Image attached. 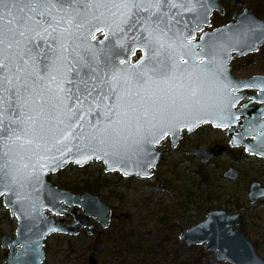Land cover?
<instances>
[{"label":"snow or ice","instance_id":"1","mask_svg":"<svg viewBox=\"0 0 264 264\" xmlns=\"http://www.w3.org/2000/svg\"><path fill=\"white\" fill-rule=\"evenodd\" d=\"M197 4L208 11L200 0H0V186L8 202L24 199L16 189L40 183L68 154L147 167L150 147L168 135L209 117L233 128L240 98L226 82V52L205 42L207 33L194 43L202 28L184 17Z\"/></svg>","mask_w":264,"mask_h":264},{"label":"rangeland","instance_id":"2","mask_svg":"<svg viewBox=\"0 0 264 264\" xmlns=\"http://www.w3.org/2000/svg\"><path fill=\"white\" fill-rule=\"evenodd\" d=\"M219 2L225 11L223 14L215 12L211 25L205 30L228 23L246 7L264 18V0H244L242 6H236L234 0ZM138 57L139 53L134 60ZM230 64L236 77L264 75V45L256 53L234 56ZM230 139L226 130L210 124L191 134L185 132L174 151L162 155L154 175L149 178L107 173L102 162L82 168L71 163L66 169L50 174L49 181L62 189H65L64 183L104 179L108 185L99 191L88 190L110 205L112 219L109 227L104 228L92 218L95 225L91 235L87 233V227L75 236L52 234L43 247L44 264H89L90 256H94L98 264H229L217 263L216 251H205L204 244L188 246L180 238L182 232L203 221L207 213L215 209H224L228 213L242 211L239 228L264 257V199L251 204L247 196L253 181H260L264 186V158L249 155L243 147H230ZM164 144V148H171L169 138ZM214 145H224L227 151L210 163L187 155L195 147ZM229 166L240 172L235 181L223 176ZM52 217L55 221L60 218ZM63 218L66 223L74 220L69 211ZM17 225L16 217L9 213L1 197L0 242L5 234L15 237ZM7 252V247L0 246V264H7Z\"/></svg>","mask_w":264,"mask_h":264},{"label":"water","instance_id":"3","mask_svg":"<svg viewBox=\"0 0 264 264\" xmlns=\"http://www.w3.org/2000/svg\"><path fill=\"white\" fill-rule=\"evenodd\" d=\"M208 11L196 5V11L184 13V17L189 22V27L194 28L196 23L200 24L202 31H196L194 35L196 40L194 43H201L198 34L208 35L205 42L215 43L226 52L222 56L224 60L225 75L230 86L237 88L236 95L240 98L236 106L232 108V112L240 117L231 130H227L230 136V146L232 148L244 147L245 151L259 158H264V75H255L250 78H237L232 74L230 63L233 54L241 57L260 49L264 44V37L258 38L259 33L264 30V19L259 18L249 7L243 12L234 15V20L214 28L213 30L204 31L205 26L211 25V18L215 11L223 14L224 6L219 0H200ZM236 6H242L243 0H234ZM254 28L255 31H248ZM200 35V36H201ZM102 36V38H100ZM98 40H104L103 33H97ZM139 51V50H138ZM141 52V51H140ZM142 55V52H141ZM134 56L130 57L132 62ZM124 58V57H121ZM135 63V62H132ZM248 89L256 90L257 93L250 95L245 91ZM241 106L239 104L245 99ZM257 103V105L255 104ZM208 123L198 124L193 131L205 124H212L216 127L217 121L211 117L207 118ZM187 130V129H184ZM177 133L174 139L172 135H168L158 144L150 147V151L155 153L153 164L147 167H122L120 164L106 165L103 160L95 158L85 160L83 156L78 154H68L64 157V162L60 164L54 171L45 170L41 175V182L28 184L25 188H17L16 191L24 197L17 201L15 195H11V202H8V190L0 186V198L4 206L9 210L10 214L15 216L18 225L15 230L16 238L10 235H4L1 239L2 248H9V255L6 260L7 264H44L45 251L43 249L45 240L53 233L77 235L82 228L87 227V233L92 234L95 223L92 218L107 228L112 219L111 207L97 194L90 190H85L79 194H75L69 190L62 189L53 185L48 176L64 170L72 162L77 167L90 165L94 161L104 164L105 172H120L123 177H140L149 178L154 174V168L157 166L164 153L174 150L183 139V131ZM171 140V148H163V141L166 138ZM227 148L224 145H214L206 147H195L187 153L192 157L200 159L203 163L210 162L214 157L223 155ZM80 159L82 162L77 164L75 161ZM115 169V170H113ZM127 171L129 175H124ZM223 176L229 180H236L239 177V171L235 167H229L223 172ZM264 186L260 181H253L249 187L248 198L251 204L257 203L263 199ZM81 209L82 211H80ZM49 210V214L46 213ZM69 211L74 220L66 223L63 215ZM60 216L55 221L52 217ZM242 220V211L236 213H228L224 209H216L209 211L206 218L184 231L180 238L184 240L188 246L205 244V251H216L215 261L217 263L228 262L230 264H264L262 258L255 250L254 244L247 235L239 228ZM89 264H98L94 256L89 257Z\"/></svg>","mask_w":264,"mask_h":264},{"label":"trees","instance_id":"4","mask_svg":"<svg viewBox=\"0 0 264 264\" xmlns=\"http://www.w3.org/2000/svg\"><path fill=\"white\" fill-rule=\"evenodd\" d=\"M76 184L72 183H64L63 187L67 190L79 193L85 190H95L99 191L102 187L108 185V183L104 182V179H84L81 182L76 181Z\"/></svg>","mask_w":264,"mask_h":264},{"label":"flooded vegetation","instance_id":"5","mask_svg":"<svg viewBox=\"0 0 264 264\" xmlns=\"http://www.w3.org/2000/svg\"><path fill=\"white\" fill-rule=\"evenodd\" d=\"M100 38H102V36L100 37ZM138 53H139V56L141 55V53H140V51H138L137 53H136V56L138 55ZM138 59V58H137ZM137 59H135V60H137ZM134 60V61H135ZM253 92V91H252ZM242 220H243V214H242ZM242 220H241V222H242ZM241 224V223H240ZM240 226V225H239ZM0 246H1V242H0ZM5 255L7 256L8 255V252L7 253H5ZM8 258V257H7ZM7 258H6V260H7Z\"/></svg>","mask_w":264,"mask_h":264},{"label":"bare ground","instance_id":"6","mask_svg":"<svg viewBox=\"0 0 264 264\" xmlns=\"http://www.w3.org/2000/svg\"><path fill=\"white\" fill-rule=\"evenodd\" d=\"M87 166H88V165H87ZM84 167H86V166H84ZM109 206H110V205H109ZM111 209H112V208H111ZM70 214H71V213H70ZM110 223H111V222H110ZM109 225H110V224H109ZM108 227H109V226H108ZM108 227H107V228H108ZM182 233H183V232H182ZM182 233H181V234H182ZM181 234H180V236H181ZM254 247H255V246H254ZM255 250H256V248H255ZM256 252H257V250H256ZM257 253H258V252H257ZM258 254H259V253H258ZM259 255H260V254H259ZM260 256H261L262 258H264L262 255H260Z\"/></svg>","mask_w":264,"mask_h":264}]
</instances>
